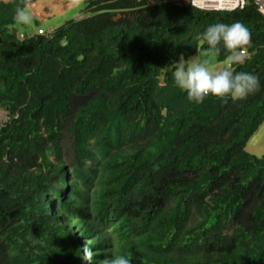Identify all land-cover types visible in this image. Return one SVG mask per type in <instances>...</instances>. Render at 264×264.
I'll use <instances>...</instances> for the list:
<instances>
[{
    "label": "trees",
    "instance_id": "obj_1",
    "mask_svg": "<svg viewBox=\"0 0 264 264\" xmlns=\"http://www.w3.org/2000/svg\"><path fill=\"white\" fill-rule=\"evenodd\" d=\"M33 1L0 0V264H264L254 0H80V18L20 32ZM208 48L247 56L185 87L179 57Z\"/></svg>",
    "mask_w": 264,
    "mask_h": 264
},
{
    "label": "rangeland",
    "instance_id": "obj_2",
    "mask_svg": "<svg viewBox=\"0 0 264 264\" xmlns=\"http://www.w3.org/2000/svg\"><path fill=\"white\" fill-rule=\"evenodd\" d=\"M182 1H186V0H182ZM70 6L68 8L62 9L61 11H57L54 14H50L48 13V10H46V6L43 3H38V4L34 3V7L35 8L37 7L35 12L31 10V14L29 15L27 13L28 10L26 8L24 10V14L21 15L22 20H27V22L25 21L22 22L21 20H19L17 21L18 24L16 23L15 26L20 30V32L21 30L22 31L29 30L31 32L32 30H35L38 27L48 31L62 24L64 21L68 19L80 18L82 16V13H80V9H82L83 4L80 2V0H72ZM50 10L51 9H49V11ZM40 13L43 14L42 17L39 15ZM29 16H31L30 20L28 19ZM231 60L232 57L226 60L225 62L218 61L213 48H208L187 58L179 57V60L177 62V72L183 77L182 79L183 85L185 87H188L190 84L193 83L195 84L196 82L214 77V75L218 72V70L228 65V63H230ZM6 117H7V111L0 106V123L4 122L7 119ZM263 130H264V124L249 139L246 150L249 151L251 154L254 155L257 154L260 156L264 153V137H260L262 136L261 132ZM36 173L37 172H34L33 170H29L27 173V177L25 178L19 177L14 179L12 181L11 187L7 189L8 198L11 199L21 194V189H24L26 183L28 182L27 180L28 175H35ZM85 239L90 240L88 237ZM34 243L36 242L33 241V244ZM16 245L17 244L14 242L9 243V250L12 254L17 252Z\"/></svg>",
    "mask_w": 264,
    "mask_h": 264
},
{
    "label": "built area",
    "instance_id": "obj_3",
    "mask_svg": "<svg viewBox=\"0 0 264 264\" xmlns=\"http://www.w3.org/2000/svg\"><path fill=\"white\" fill-rule=\"evenodd\" d=\"M190 3L201 9H209L214 11H231L237 8H243L248 0H190ZM257 10L264 16V0H254ZM39 32L41 30L39 29ZM247 56L245 50H240L235 55L236 61H242Z\"/></svg>",
    "mask_w": 264,
    "mask_h": 264
},
{
    "label": "crops",
    "instance_id": "obj_4",
    "mask_svg": "<svg viewBox=\"0 0 264 264\" xmlns=\"http://www.w3.org/2000/svg\"><path fill=\"white\" fill-rule=\"evenodd\" d=\"M72 2V0H35L33 2H28L24 8V10L27 8V13L30 15L31 14V10H33L34 12L36 11V8L34 7V3H43L45 6H46V10H48V13L50 14H54L55 12L57 11H61L62 9L64 8H68L70 6V3ZM72 6V5H71ZM70 6V7H71ZM49 9H51L49 11ZM24 10L23 12L21 13V15L24 14ZM81 13V12H80ZM41 17L43 16L42 13L39 14ZM34 16V15H33ZM32 16V17H33ZM36 16V15H35ZM30 17H28V19L30 20ZM22 22L25 21L27 22V20H22L21 16H20V19ZM261 135L260 137H264V130L261 132ZM262 139V138H261Z\"/></svg>",
    "mask_w": 264,
    "mask_h": 264
},
{
    "label": "clouds",
    "instance_id": "obj_5",
    "mask_svg": "<svg viewBox=\"0 0 264 264\" xmlns=\"http://www.w3.org/2000/svg\"><path fill=\"white\" fill-rule=\"evenodd\" d=\"M178 1L181 2V3H182V2H184V3H187V2H188L189 4H191V3H190V0H186V1H182V0L180 1V0H178ZM191 5H192V4H191ZM192 6H194V5H192ZM194 7H196V6H194ZM196 8H198V7H196ZM199 9H201V8H199ZM202 10H209V9H202ZM210 11H211V10H210ZM80 12H81V10H80ZM81 13H82V12H81ZM236 54H237V53H236ZM236 54H235V55H236ZM235 55L232 56V60L230 61V63H228V65H226V67H230L231 62H235V61H236V60L234 59ZM224 67H225V66H224ZM263 124H264V120H263V122L261 123V125L259 126V128H260ZM259 128H258V129H259ZM258 129H257V131H258ZM257 131H256V132H257ZM256 132H255V133H256ZM251 137H252V136H251ZM251 137H250V138H251ZM261 140H262V139H261ZM248 142H249V140L247 141V143H248ZM255 143H256V142H255ZM253 145H254V144H253ZM246 147H247V145H246ZM256 155H257V154H256ZM258 156H259V155H258Z\"/></svg>",
    "mask_w": 264,
    "mask_h": 264
}]
</instances>
